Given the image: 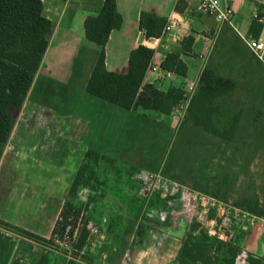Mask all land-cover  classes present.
Listing matches in <instances>:
<instances>
[{
  "label": "crops",
  "instance_id": "0c3cea01",
  "mask_svg": "<svg viewBox=\"0 0 264 264\" xmlns=\"http://www.w3.org/2000/svg\"><path fill=\"white\" fill-rule=\"evenodd\" d=\"M200 1L115 0L121 23L108 36L105 68L109 72L126 73L129 54L138 45L152 49L151 61L161 66L165 55L179 50L183 40L191 36L190 52L181 55L187 67L185 76L174 73L159 81L156 74L145 72L143 80V85H153L162 92L182 90L185 84L194 83L190 104L198 91L203 69L209 66L218 74L208 61L217 52H221L222 58L235 59L237 65L229 67L227 75L225 72L220 75L234 83L232 90L219 99L224 118L219 137L230 141L239 130L245 104L244 94L239 92L238 76L243 77L248 93L261 84L256 77L260 68L254 65L256 58L243 38H264V0H229L232 25L220 24L199 11ZM41 2L42 15L52 22L53 31L26 99L16 112L0 159V222L11 227L0 225V264L49 262L50 256L38 242L52 236L73 180L88 153L121 152L126 140L139 138L140 131L150 132L152 137H170L180 117L173 109L182 98L176 103L167 101L171 108L162 113L142 107L125 110L86 92L99 46L85 38L84 29L96 18L104 0ZM146 12L166 19L173 15L180 23L162 36L147 40L139 30L140 16ZM137 146L132 143V148ZM139 169L144 168L137 166L132 173ZM130 180L137 191L131 175ZM103 200L116 202L117 197L110 193ZM109 226L108 223L105 229L100 228V237L85 251V257L92 260L91 263L86 260L89 264H119L127 249L130 264H181L179 257L188 233L182 220L168 227L153 218L144 226L142 238L132 233L125 246L110 239ZM262 232L243 229L236 235L243 238L241 244L257 258L255 264L264 258V244L261 253L251 249L261 239Z\"/></svg>",
  "mask_w": 264,
  "mask_h": 264
},
{
  "label": "trees",
  "instance_id": "16d2710c",
  "mask_svg": "<svg viewBox=\"0 0 264 264\" xmlns=\"http://www.w3.org/2000/svg\"><path fill=\"white\" fill-rule=\"evenodd\" d=\"M120 23L121 17L116 10L115 0H104L96 18L84 29L85 38L99 46L98 57L87 82L86 92L95 98L125 110L132 107H142L143 109L167 113L171 108L170 105H167V101L176 103L182 98L183 91L173 88L167 92H162L153 85H143L146 69L154 53L152 49L145 45H138L131 50L128 70L124 74L106 70L104 63L105 45L110 32L119 27ZM166 23V18L159 17L155 13H142L139 30L147 40L158 38L161 36ZM52 31V22L42 15L41 0H0V159L13 129L16 112L26 99L48 47ZM192 43L193 38L191 36L185 38L179 50L165 55L161 68L172 71L176 75L185 76L187 67L182 61L181 55L190 52ZM233 87L232 81L221 77L209 66H206L198 81V91L188 104L187 112L198 122L200 121L207 130H211L212 124L211 120L209 121V115L217 110L214 104H218L221 95L231 91ZM204 118H208V121H203ZM234 127V125L231 127L229 133L232 134L231 130ZM88 156L89 153L86 158ZM83 169L84 166L76 174L69 195L75 194L77 188L82 185L80 180ZM140 201L142 213L144 201L142 199ZM158 202L157 197L153 198L147 209ZM75 210L76 208L67 200L53 233L64 228L71 212L74 213L75 217L77 216ZM142 217V222L136 225V222L132 223L123 232L126 234L134 233L141 239L144 226L153 219L146 215ZM160 224L170 227L168 222H160ZM0 225L8 229L11 228L3 222H0ZM123 234L121 237L124 236ZM87 235L88 233L82 225L78 230L77 241L74 245L78 251L85 246ZM240 244L241 240L238 236L227 243L209 237L194 223L184 237L179 260L181 264L197 262L217 264L220 261L221 264H233ZM220 255L222 259L219 258ZM84 259L89 263L92 261L88 257H84ZM251 261L252 264H255L258 260L256 257H252Z\"/></svg>",
  "mask_w": 264,
  "mask_h": 264
},
{
  "label": "rangeland",
  "instance_id": "374dc122",
  "mask_svg": "<svg viewBox=\"0 0 264 264\" xmlns=\"http://www.w3.org/2000/svg\"><path fill=\"white\" fill-rule=\"evenodd\" d=\"M253 60L254 65L260 68L256 77L261 80V84L254 88V94L248 93L245 91L248 88L243 77L238 76L239 92L244 94L242 98L245 104L239 130L232 140L219 137L224 118L218 102L214 106L217 110L209 115L211 130H207L192 117L186 108L170 137L162 139L152 137L150 132L140 131L139 138L125 141L121 152L89 155L82 165V185L75 194L68 195V202L77 211L76 217L71 212L69 223L78 230L87 219L93 220L102 230L109 223L110 239L118 244L121 241V246H125L130 234L123 230L132 223L139 224L143 219L141 201L130 180L137 166L152 171L159 169L170 180L228 204L244 207L264 219V69ZM208 62L219 75L224 72L227 75L229 67L237 65L235 59L222 58L221 52H217L212 61ZM206 120L208 118L203 119ZM132 143L139 146L134 149ZM110 193L117 197L116 202L103 200ZM119 230L122 233L118 234ZM121 234L124 236L121 237ZM261 236L251 248L258 253H261L264 244V231ZM47 255L50 256L49 262L60 264L59 258H53L50 253ZM219 258L222 259V256Z\"/></svg>",
  "mask_w": 264,
  "mask_h": 264
},
{
  "label": "built area",
  "instance_id": "2783aa9c",
  "mask_svg": "<svg viewBox=\"0 0 264 264\" xmlns=\"http://www.w3.org/2000/svg\"><path fill=\"white\" fill-rule=\"evenodd\" d=\"M198 10L214 18L220 24L232 25L233 9L229 0H201ZM180 23V19L169 16L161 36ZM252 55L264 67V38H243ZM146 72L154 73L159 81L170 78L174 72L165 70L157 63L150 61ZM194 90V83L182 87V100L175 107L180 114L188 107L189 98ZM137 184V195L144 201L142 216L157 218L159 222H168L172 227L180 220L186 225L187 232L192 224H197L209 237L227 243L241 230L260 229L264 231V219L251 213L246 208L228 204L214 196L192 189L186 185L164 177L160 171L139 169L131 174ZM157 197L159 202L147 209L149 202ZM44 241L38 242L45 253L59 258L60 264H89L85 251L92 247L100 237V227L91 219L83 225L88 233L85 246L78 251L74 245L77 241L78 228L69 223ZM129 249L122 254L119 264H130ZM252 256L243 244H240L233 264H252ZM47 264H56L53 261ZM258 264H264V258Z\"/></svg>",
  "mask_w": 264,
  "mask_h": 264
}]
</instances>
